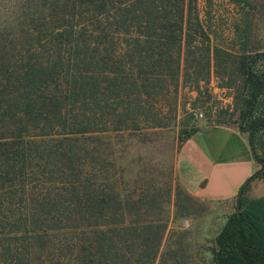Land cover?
I'll use <instances>...</instances> for the list:
<instances>
[{
  "label": "trees",
  "instance_id": "16d2710c",
  "mask_svg": "<svg viewBox=\"0 0 264 264\" xmlns=\"http://www.w3.org/2000/svg\"><path fill=\"white\" fill-rule=\"evenodd\" d=\"M198 2L0 0V264H155L161 207L125 192L108 135L165 126L166 96L221 72L241 80L236 123L261 167L212 264H264V196L247 195L264 178V51L212 45Z\"/></svg>",
  "mask_w": 264,
  "mask_h": 264
},
{
  "label": "rangeland",
  "instance_id": "374dc122",
  "mask_svg": "<svg viewBox=\"0 0 264 264\" xmlns=\"http://www.w3.org/2000/svg\"><path fill=\"white\" fill-rule=\"evenodd\" d=\"M199 12L212 45L234 52L264 51V0H198ZM260 70L264 66L260 64ZM222 74V72H221ZM214 74L210 91L180 84L161 103L168 118L163 127L142 132L109 134L108 153L124 177L126 193L139 187L144 202L156 199L166 226L155 264H212L210 247L219 233V202L191 193L181 181L176 155L187 132L206 124L237 126L238 85ZM259 164V169H260Z\"/></svg>",
  "mask_w": 264,
  "mask_h": 264
},
{
  "label": "crops",
  "instance_id": "0c3cea01",
  "mask_svg": "<svg viewBox=\"0 0 264 264\" xmlns=\"http://www.w3.org/2000/svg\"><path fill=\"white\" fill-rule=\"evenodd\" d=\"M176 166L186 188L202 199L219 202V231L235 210L242 185L259 169L248 134L237 126H201L178 148ZM247 195L264 196V178L251 181Z\"/></svg>",
  "mask_w": 264,
  "mask_h": 264
}]
</instances>
